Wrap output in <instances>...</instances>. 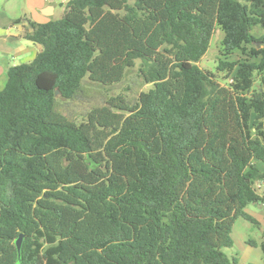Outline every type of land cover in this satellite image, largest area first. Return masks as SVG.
Instances as JSON below:
<instances>
[{"label":"trees","instance_id":"trees-1","mask_svg":"<svg viewBox=\"0 0 264 264\" xmlns=\"http://www.w3.org/2000/svg\"><path fill=\"white\" fill-rule=\"evenodd\" d=\"M34 26L0 90V264H239L223 249L264 202V0H69ZM138 61L135 101L57 109Z\"/></svg>","mask_w":264,"mask_h":264},{"label":"crops","instance_id":"crops-1","mask_svg":"<svg viewBox=\"0 0 264 264\" xmlns=\"http://www.w3.org/2000/svg\"><path fill=\"white\" fill-rule=\"evenodd\" d=\"M69 0H0V90L8 81L11 66L31 62L43 46L27 37L34 31V24H43L63 16ZM256 33V32H255ZM261 34V33H256ZM264 168V164H262ZM264 193V180L259 182ZM245 211L254 219L264 221V202H252ZM242 220V221H241ZM246 220V221H243ZM249 219L240 216L235 224L241 222L249 228ZM259 241L245 240L244 255L237 258L239 264H264V252Z\"/></svg>","mask_w":264,"mask_h":264},{"label":"rangeland","instance_id":"rangeland-1","mask_svg":"<svg viewBox=\"0 0 264 264\" xmlns=\"http://www.w3.org/2000/svg\"><path fill=\"white\" fill-rule=\"evenodd\" d=\"M256 33H262L263 29L255 28ZM221 29H217L213 36L210 48L206 55L199 61L203 68L215 69L217 61L224 55L221 52ZM237 52L233 57H237ZM139 61L136 66L129 68L122 81L104 85L86 80V88L82 98L75 100L60 99L57 103V109L66 114L73 120L80 121L83 115L90 109L96 106L106 104V101L111 96L124 95L131 101H135L141 91H147L151 84L146 83L139 74ZM242 221V220H241ZM246 221V220H243ZM238 222L232 230L233 245L225 247L223 250L229 258L240 257L244 255L245 240L252 238L259 241L264 237V221L255 219L248 221L249 228Z\"/></svg>","mask_w":264,"mask_h":264},{"label":"water","instance_id":"water-1","mask_svg":"<svg viewBox=\"0 0 264 264\" xmlns=\"http://www.w3.org/2000/svg\"><path fill=\"white\" fill-rule=\"evenodd\" d=\"M258 44H260V43H258ZM56 93L58 94L59 91L57 90ZM23 237H24V234L20 233L18 238L16 239V244H17L18 250H20V247H21V244H22V241H23Z\"/></svg>","mask_w":264,"mask_h":264},{"label":"built area","instance_id":"built-area-1","mask_svg":"<svg viewBox=\"0 0 264 264\" xmlns=\"http://www.w3.org/2000/svg\"><path fill=\"white\" fill-rule=\"evenodd\" d=\"M259 182H260V181H259ZM259 182H257L256 187H257V189H258L260 192H263V191H261V187H262V185H261Z\"/></svg>","mask_w":264,"mask_h":264}]
</instances>
